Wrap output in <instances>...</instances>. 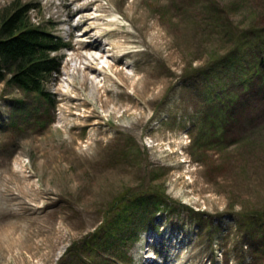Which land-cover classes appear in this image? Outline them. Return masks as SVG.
<instances>
[{"label":"rangeland","instance_id":"374dc122","mask_svg":"<svg viewBox=\"0 0 264 264\" xmlns=\"http://www.w3.org/2000/svg\"><path fill=\"white\" fill-rule=\"evenodd\" d=\"M17 9L69 48L51 105L0 81V264H264V0H0V20ZM138 195L160 206L122 259L106 233Z\"/></svg>","mask_w":264,"mask_h":264},{"label":"trees","instance_id":"16d2710c","mask_svg":"<svg viewBox=\"0 0 264 264\" xmlns=\"http://www.w3.org/2000/svg\"><path fill=\"white\" fill-rule=\"evenodd\" d=\"M26 12L17 9L5 14L0 20V81L8 79L13 87L36 94L51 105L47 85L61 69V59L53 54L69 47L47 30L30 24ZM148 195L127 200L122 204L123 209L118 210L110 221L113 224H109L110 232L106 233V237L113 234L112 240L122 248V259L125 258V245L139 236L135 227L141 225L147 214L160 206L158 199L149 198ZM136 220L139 223L135 225ZM104 239V236L96 237L94 248L106 244Z\"/></svg>","mask_w":264,"mask_h":264},{"label":"bare ground","instance_id":"6f19581e","mask_svg":"<svg viewBox=\"0 0 264 264\" xmlns=\"http://www.w3.org/2000/svg\"><path fill=\"white\" fill-rule=\"evenodd\" d=\"M126 55L127 54L121 55L119 61H121ZM77 56L81 60L82 67H80L79 72L82 73V79H83L82 83L85 85L88 82V77L90 75V72L96 71V67L100 63V60L104 59L105 56H107V53L103 43L99 39L81 40L78 43ZM119 72L123 73L122 70H120ZM96 114L97 112L94 111L88 116H84V117L87 120H89L90 118L95 117ZM90 125L92 124L86 123L83 126L88 127ZM66 147L67 149L70 150L74 149L72 144L67 145Z\"/></svg>","mask_w":264,"mask_h":264}]
</instances>
